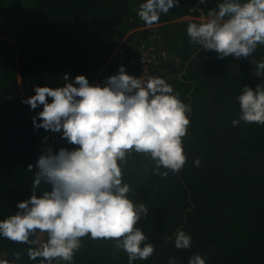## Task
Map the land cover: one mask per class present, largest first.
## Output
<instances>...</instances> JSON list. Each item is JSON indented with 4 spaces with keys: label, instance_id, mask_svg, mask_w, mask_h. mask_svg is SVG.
<instances>
[{
    "label": "trees",
    "instance_id": "trees-1",
    "mask_svg": "<svg viewBox=\"0 0 264 264\" xmlns=\"http://www.w3.org/2000/svg\"><path fill=\"white\" fill-rule=\"evenodd\" d=\"M142 2L0 0V220L29 199L34 173L27 168L31 164L35 170L49 134L32 124L42 107L31 110L21 99L35 95V86H63L65 73L71 80L83 75L94 84L98 75L105 79L115 72L116 63L104 67L120 40L146 26L137 16ZM218 2L179 0V7L162 14L157 23L156 42L169 55L158 69L192 112L183 139L187 162L179 173L161 178L150 158L135 153L122 165L124 182L131 186L129 198L143 202L149 212L138 226L155 246L148 260L134 264H168L170 257L188 264L196 254L206 264H264V126H232L240 115L242 87L254 90L264 83L252 74L251 64V59L264 58V47L243 60H219L215 52L204 50L198 54L186 26L199 22ZM150 35L148 29L132 33L124 49L135 51L139 40ZM61 147L72 148L65 141L53 150ZM196 159L199 167L194 166ZM45 189L41 185L37 191ZM178 230L191 235L190 248H175ZM33 239L43 242L46 236L37 233ZM28 247L0 238V260L12 264L19 252L15 264H40L39 258L29 259ZM74 264H128V257L114 241L84 238Z\"/></svg>",
    "mask_w": 264,
    "mask_h": 264
},
{
    "label": "clouds",
    "instance_id": "clouds-1",
    "mask_svg": "<svg viewBox=\"0 0 264 264\" xmlns=\"http://www.w3.org/2000/svg\"><path fill=\"white\" fill-rule=\"evenodd\" d=\"M177 7L179 0H143L137 16L152 27ZM186 34L190 45L199 46L198 54L204 50L215 52L219 60L252 58L264 47V0H220L200 22L188 23ZM251 64L252 74L264 78V58L251 59ZM63 80V86H35V95L21 103L31 110L42 107L31 118L35 130L60 134L72 148L46 147L35 170L28 165L27 171L34 173L31 195L17 203L15 214L0 220V238L29 245V259L39 258L40 264H74L84 238L114 241L127 254L128 264L148 260L155 246L146 242L138 225L149 212L143 202L129 198L131 186L124 182L122 165L135 153L150 158L154 174L161 178L179 173L187 162L183 139L190 127L191 105L163 78H137L123 65L100 83L92 84L83 75L71 80L67 73ZM237 101L240 115L233 127L241 122L264 126V83L254 90L243 86ZM200 164V159L194 161V166ZM41 185L46 189L38 193ZM37 233L46 239H33ZM191 243L190 234L177 231V250ZM18 260L16 252L12 264ZM168 264H177L176 258L170 257ZM188 264L206 260L196 254Z\"/></svg>",
    "mask_w": 264,
    "mask_h": 264
},
{
    "label": "built area",
    "instance_id": "built-area-1",
    "mask_svg": "<svg viewBox=\"0 0 264 264\" xmlns=\"http://www.w3.org/2000/svg\"><path fill=\"white\" fill-rule=\"evenodd\" d=\"M159 27L160 24H155L152 27H141L139 29L131 31L128 35L123 37V39H121L118 43L117 48L115 49L111 57L116 62V71L110 72V75L108 77L115 75L118 72L119 67L123 65L125 66L128 74L134 75L137 78L143 76V78L147 79V77L149 76H157L163 78L168 82L167 76H165V74L158 69L159 66L162 65L163 61H165L169 55L167 50L161 47V43L156 42L157 40H160V36L157 33L153 36V38L149 37V39L147 38V40L145 39L140 41V43L136 45L135 51L131 53H127L124 49V45L126 44V42L128 44V37L132 33L145 29H148L155 33ZM124 38H126V40L123 42V44H121ZM106 68L107 67H104V69ZM103 80L104 79H101L100 74L96 77L94 84L100 83ZM48 137L49 139L44 142V145L41 146L42 151H44L46 147L53 148L55 146L62 145L65 142L64 140L60 139V134H53L49 132Z\"/></svg>",
    "mask_w": 264,
    "mask_h": 264
},
{
    "label": "rangeland",
    "instance_id": "rangeland-1",
    "mask_svg": "<svg viewBox=\"0 0 264 264\" xmlns=\"http://www.w3.org/2000/svg\"><path fill=\"white\" fill-rule=\"evenodd\" d=\"M201 18H202V17H201ZM201 18L198 19L199 22H200ZM154 31H156V30H154ZM156 32H157V31H156ZM156 32L153 33V35H150V38H153V36L156 35ZM148 39H149V38H148ZM142 40H145V39H141L140 41H142ZM146 40H147V39H146ZM140 41H139V42H140ZM160 46H161V45H160ZM161 47L165 49L164 46H161ZM168 59H169V57H168L165 61H163V63H166ZM163 63H162V64H163Z\"/></svg>",
    "mask_w": 264,
    "mask_h": 264
},
{
    "label": "crops",
    "instance_id": "crops-1",
    "mask_svg": "<svg viewBox=\"0 0 264 264\" xmlns=\"http://www.w3.org/2000/svg\"><path fill=\"white\" fill-rule=\"evenodd\" d=\"M138 36V35H137ZM142 39H144V38H142ZM126 40V38H124V40L122 41V43L121 44H123V42ZM141 40V39H140ZM139 40V41H140ZM113 63H116L112 58H111V61L108 63V66L109 65H111V64H113ZM105 67H107V65L105 66Z\"/></svg>",
    "mask_w": 264,
    "mask_h": 264
},
{
    "label": "water",
    "instance_id": "water-1",
    "mask_svg": "<svg viewBox=\"0 0 264 264\" xmlns=\"http://www.w3.org/2000/svg\"><path fill=\"white\" fill-rule=\"evenodd\" d=\"M205 15H203V17H204Z\"/></svg>",
    "mask_w": 264,
    "mask_h": 264
}]
</instances>
